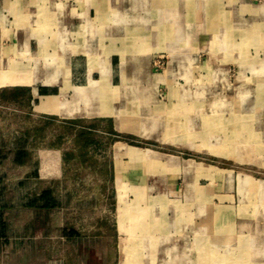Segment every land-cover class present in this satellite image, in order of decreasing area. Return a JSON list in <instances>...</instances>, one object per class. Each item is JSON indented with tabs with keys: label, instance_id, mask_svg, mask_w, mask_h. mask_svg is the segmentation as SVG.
Here are the masks:
<instances>
[{
	"label": "crops",
	"instance_id": "obj_1",
	"mask_svg": "<svg viewBox=\"0 0 264 264\" xmlns=\"http://www.w3.org/2000/svg\"><path fill=\"white\" fill-rule=\"evenodd\" d=\"M155 57L166 59L160 72H155ZM204 68L213 78L227 77L231 69L235 70L233 82L225 81L231 85L228 90L234 91L230 100L244 113L254 115L255 122L262 123L259 130L260 137H264V0H0V90L30 88L32 110L38 117L62 122L105 120L115 132L135 140L146 139L152 146L173 137L183 147L188 138L186 126H179L177 134L171 136L170 127L163 124L168 118H126L132 130L124 131L115 116L125 114L124 108L138 98L132 95L128 103L126 92L154 89L156 84L151 79L156 75L168 76L169 83L178 82L185 90L188 88L183 84L196 82L191 76ZM221 84L201 90L219 91ZM51 102L64 104L69 114L40 108ZM200 119L201 126L193 129L194 138L212 140L211 148L196 152L221 156L229 153L220 150L218 139L222 137L208 133L207 126L206 130L202 125H208L209 120ZM219 119L210 118L213 123ZM27 144L29 162L13 161L12 150L17 147L0 148L7 155L0 166L9 161V169L26 167L32 171L29 176L51 179L47 183L54 185L58 205L19 209L38 214L63 208L59 197L64 193L69 199L72 194L62 189L68 181L62 152L31 149ZM148 150L156 155V151ZM148 159L160 162L150 156ZM167 160L166 168L170 169L171 158ZM117 163L113 166L115 182ZM188 170L199 172L203 168ZM0 179V185L7 187L5 175ZM209 182L212 187L220 183L233 187L239 180ZM28 193L12 202L25 201ZM162 201L163 205H153L158 214L145 224L147 235L134 264H264V226L251 228L249 218L235 214L230 201L221 205L220 212L216 208L213 216L206 214L204 218L202 205L198 218L188 217L185 206V217L179 220L177 231L172 228L175 219L172 221L167 214L171 200ZM103 223L95 232L82 235L77 230V235H65L68 221L61 222L62 235L80 241L76 247L81 256L78 264H119L118 220L113 232L105 231ZM145 225L138 222V227ZM8 230L9 225L4 241L9 238ZM37 230L35 227L24 236H37ZM174 234L180 238L172 242Z\"/></svg>",
	"mask_w": 264,
	"mask_h": 264
},
{
	"label": "rangeland",
	"instance_id": "obj_2",
	"mask_svg": "<svg viewBox=\"0 0 264 264\" xmlns=\"http://www.w3.org/2000/svg\"><path fill=\"white\" fill-rule=\"evenodd\" d=\"M165 61L166 59L155 57V72H160L165 67ZM209 71L207 68L198 70L191 76L197 81L183 84V87L188 88L185 90L179 88L178 82L169 83L168 76L156 75L151 79L156 84L154 89L126 92L128 103L132 100V95H138V98L124 108L125 121L126 118H168L163 123L170 127L168 135L177 134L179 126L187 127L186 146L180 147L178 139L173 137L166 139L167 143H158V146H152L146 139L124 138L121 133L110 132V122L92 119L84 122L85 126L90 127L94 142L87 148L88 160L83 161L74 134L68 133L72 128L69 123L54 121L48 125L43 136L32 132L28 138V147L62 152L64 170L68 176L62 189L69 190L72 196L68 199L63 193L59 197L63 208L57 211L36 214L31 210L15 208L5 213L9 238L3 241L0 264H66L68 261L70 264H78L81 256L76 247L80 241L62 235L60 224L65 219L69 228L73 226L82 235L97 231L101 221L104 222L101 227L105 231L113 232L118 220L119 232L116 239L119 244V264L122 259V264H127L129 257L124 249L125 243H132L138 238V232L134 233L138 229V222L144 225L148 221L152 222L154 215L158 214V208L153 210V207L163 205L164 199L166 202L171 200L170 212L167 214L172 221L175 219L176 225L172 228L175 227L176 231L179 220L182 216L185 217V206L188 217L198 218L202 205L204 218L206 214L213 216L216 208L217 213L220 212L221 205L229 201L235 214L249 218L251 228L264 226V137H260L259 130L262 123L255 122L254 115L244 113L242 107L230 100L234 91L228 90V86L231 87L229 84L236 78L235 70L231 69L228 76L222 78L216 75L213 78ZM227 80L230 83L226 84ZM218 82L224 83L221 84L222 90H201V87L216 85ZM42 106L40 108L43 110L50 111L46 105ZM42 118L45 117L36 115L31 101H27L25 96L18 102L0 100V148L9 150L20 145L17 144V138L24 139V132L32 130L36 121L47 120ZM200 118L209 120L208 125L205 122L202 125L206 130L208 128V133L222 137L218 139L220 150L229 153L221 156L196 152L207 150L212 140L194 138L193 129L201 126ZM210 118L220 119L213 123ZM230 118H237V121L232 122ZM248 120L250 123H247ZM126 123V131L132 130L128 121ZM118 143L136 150L138 156L118 153ZM195 143H198L197 148ZM147 148L156 151V155ZM157 151L165 155H158ZM149 156L160 162L153 163V160L148 159ZM168 158H171L170 169L166 168ZM114 162H118L116 182ZM187 163L202 167L203 170L189 171L185 166ZM9 165L10 162L5 161L0 166V178L5 175V184L9 190L7 196H12L14 200L27 192L50 185L47 182L51 179L42 181L38 175L29 176L32 172L29 168L9 169ZM208 165L215 166V170ZM217 167L234 171L220 170ZM232 178L239 180L233 187L221 183L219 186H210V179ZM19 181L23 183L19 184ZM121 189L126 203V222L123 225L120 222L118 196ZM228 194L231 198L226 196ZM35 227L38 228L36 232L39 235L24 236V233L30 234ZM143 228L146 231L147 226ZM43 231L47 233L43 234ZM178 238L180 237L174 234L171 241L179 240Z\"/></svg>",
	"mask_w": 264,
	"mask_h": 264
},
{
	"label": "trees",
	"instance_id": "obj_3",
	"mask_svg": "<svg viewBox=\"0 0 264 264\" xmlns=\"http://www.w3.org/2000/svg\"><path fill=\"white\" fill-rule=\"evenodd\" d=\"M27 99V101H31L32 95L30 88L28 87H20V88H4L0 90V100L1 101H20L22 98ZM47 119L45 121L38 120L34 123V127L32 130L28 129L24 132L25 138H17V145L16 149L12 150L13 152V161L16 164H25L30 161L31 153L25 147L26 143H28V138L34 132L37 136H43L44 131L51 125L52 122L55 120L53 118H42ZM69 123L72 128H70V134H74L75 143L79 146L80 156L82 157L83 161L88 160V150L87 148L94 142V139L91 136V130L89 126L84 125V120H72V121H65ZM82 125V126H81ZM110 132L116 133L113 128H110ZM122 137L129 138L122 134ZM137 144L135 142H132ZM70 155V154H69ZM7 157L6 154L0 150V160H3ZM55 187L53 184H50L45 187H41L33 192H29L26 195V199L23 202H12L13 197L7 196L9 194V190L6 186L0 188V250L3 247V241L6 237V231L8 228V223L5 220V213L7 210L15 209L21 207L27 208H37V209H50L54 208L58 205V201L55 196ZM70 227V226H69ZM65 235H77V229H74L73 226L69 228V230H64Z\"/></svg>",
	"mask_w": 264,
	"mask_h": 264
},
{
	"label": "bare ground",
	"instance_id": "obj_4",
	"mask_svg": "<svg viewBox=\"0 0 264 264\" xmlns=\"http://www.w3.org/2000/svg\"><path fill=\"white\" fill-rule=\"evenodd\" d=\"M63 105L64 104H60V103H57V102H51V103H49L46 106L48 107L47 109L50 110V111H58L61 114L64 113V114L68 115L69 112H66V110L63 109V107H62ZM123 114L122 113L116 114L115 117L117 118V121H118V127L120 129L126 131L127 129H126L125 125L127 124L126 123L127 121L124 120V115ZM116 148H117V152L118 153L122 152V153H125V154L129 155V156H136V155L138 156V154H139L136 150H133L131 147L130 148H125V145H123V143H118ZM214 148H216V147H214ZM185 166L188 169H193L194 168V165L192 163H187ZM118 196H119V204H120V211H121V213H120V222H121V225H123L126 222V218H125L126 212L124 210V207H125L126 203H125V199H124V191H122V189L119 191ZM125 226H126V224H125ZM138 231H139V233H137ZM145 232H146L145 228H143L142 226L138 227L137 230H134V233L135 234L137 233L136 236L138 238L136 240H134L132 243H125L124 249H125V252H127L126 254L129 257L128 258L129 260L126 261L127 264H134V262L138 259V257H140V254L142 253L141 249H142V246H143L145 238H146V234H145V236H143V234Z\"/></svg>",
	"mask_w": 264,
	"mask_h": 264
}]
</instances>
